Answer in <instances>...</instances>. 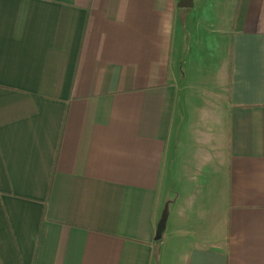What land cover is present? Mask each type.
<instances>
[{
	"label": "crops",
	"instance_id": "obj_1",
	"mask_svg": "<svg viewBox=\"0 0 264 264\" xmlns=\"http://www.w3.org/2000/svg\"><path fill=\"white\" fill-rule=\"evenodd\" d=\"M178 3L0 0V264H264V0Z\"/></svg>",
	"mask_w": 264,
	"mask_h": 264
},
{
	"label": "rangeland",
	"instance_id": "obj_2",
	"mask_svg": "<svg viewBox=\"0 0 264 264\" xmlns=\"http://www.w3.org/2000/svg\"><path fill=\"white\" fill-rule=\"evenodd\" d=\"M196 10V9H195ZM200 15V11L199 10H197V11H194V9H193V11H192V13H191V15H190V18L193 20V21H195V22H198L200 19H208V18H206V17H200L199 16ZM187 31H188V34H189V42H187V44H186V46L188 47V46H192V43L190 42V41H192L194 38H196L197 37V33H196V31L195 30H192L190 27H188L187 28ZM186 49V48H185ZM182 52H181V56H182ZM184 60V66H186V61H187V59L186 58H184L183 59ZM180 79H182V77H180Z\"/></svg>",
	"mask_w": 264,
	"mask_h": 264
},
{
	"label": "water",
	"instance_id": "obj_3",
	"mask_svg": "<svg viewBox=\"0 0 264 264\" xmlns=\"http://www.w3.org/2000/svg\"><path fill=\"white\" fill-rule=\"evenodd\" d=\"M179 6L180 7H190L193 4V0H179ZM162 233V224H159L156 238H159Z\"/></svg>",
	"mask_w": 264,
	"mask_h": 264
}]
</instances>
